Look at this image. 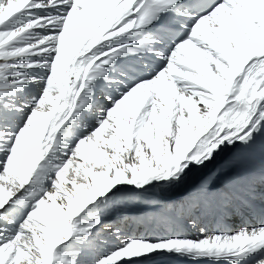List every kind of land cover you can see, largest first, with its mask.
<instances>
[{
    "label": "snow or ice",
    "instance_id": "obj_1",
    "mask_svg": "<svg viewBox=\"0 0 264 264\" xmlns=\"http://www.w3.org/2000/svg\"><path fill=\"white\" fill-rule=\"evenodd\" d=\"M0 264H264V0H0Z\"/></svg>",
    "mask_w": 264,
    "mask_h": 264
}]
</instances>
